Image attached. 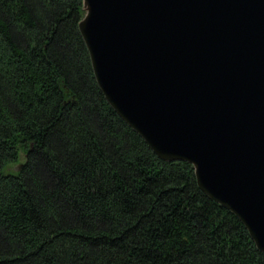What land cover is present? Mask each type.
Returning <instances> with one entry per match:
<instances>
[{
  "label": "trees",
  "instance_id": "trees-1",
  "mask_svg": "<svg viewBox=\"0 0 264 264\" xmlns=\"http://www.w3.org/2000/svg\"><path fill=\"white\" fill-rule=\"evenodd\" d=\"M82 12L0 0V264H264L192 164L159 158L108 103Z\"/></svg>",
  "mask_w": 264,
  "mask_h": 264
},
{
  "label": "water",
  "instance_id": "water-1",
  "mask_svg": "<svg viewBox=\"0 0 264 264\" xmlns=\"http://www.w3.org/2000/svg\"><path fill=\"white\" fill-rule=\"evenodd\" d=\"M108 103L264 250V0H81Z\"/></svg>",
  "mask_w": 264,
  "mask_h": 264
},
{
  "label": "rangeland",
  "instance_id": "rangeland-1",
  "mask_svg": "<svg viewBox=\"0 0 264 264\" xmlns=\"http://www.w3.org/2000/svg\"><path fill=\"white\" fill-rule=\"evenodd\" d=\"M22 161V157H19L18 161L17 162H14L10 165V167H8L10 170H16V167H17V163L18 162H21Z\"/></svg>",
  "mask_w": 264,
  "mask_h": 264
}]
</instances>
